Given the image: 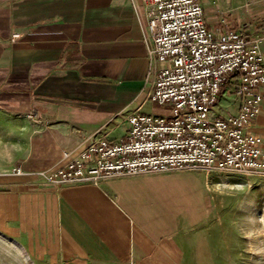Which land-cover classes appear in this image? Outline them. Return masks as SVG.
<instances>
[{
    "label": "crops",
    "instance_id": "crops-1",
    "mask_svg": "<svg viewBox=\"0 0 264 264\" xmlns=\"http://www.w3.org/2000/svg\"><path fill=\"white\" fill-rule=\"evenodd\" d=\"M202 4L209 28L225 14L264 55V0ZM153 47L143 0H0V233L32 264H186L208 220L198 182L181 204L177 171L98 184L38 176L93 139L125 138L130 114L164 113L148 97ZM239 106L223 89L213 113ZM251 129L264 136V106Z\"/></svg>",
    "mask_w": 264,
    "mask_h": 264
},
{
    "label": "built area",
    "instance_id": "built-area-1",
    "mask_svg": "<svg viewBox=\"0 0 264 264\" xmlns=\"http://www.w3.org/2000/svg\"><path fill=\"white\" fill-rule=\"evenodd\" d=\"M143 3L156 75L148 97L164 113H132L125 138L93 139L38 176L59 185L189 168L264 172V136L251 129L264 106L260 40L230 28L224 17L220 28H209L202 0ZM224 88L240 101L235 114L213 113Z\"/></svg>",
    "mask_w": 264,
    "mask_h": 264
},
{
    "label": "rangeland",
    "instance_id": "rangeland-1",
    "mask_svg": "<svg viewBox=\"0 0 264 264\" xmlns=\"http://www.w3.org/2000/svg\"><path fill=\"white\" fill-rule=\"evenodd\" d=\"M176 173L180 203L191 198L198 182L202 211L208 214L205 226L196 232L199 239L186 247L184 262L264 264V172L206 167ZM199 212L196 218L202 216ZM7 237L0 233V264H32L21 246Z\"/></svg>",
    "mask_w": 264,
    "mask_h": 264
},
{
    "label": "bare ground",
    "instance_id": "bare-ground-1",
    "mask_svg": "<svg viewBox=\"0 0 264 264\" xmlns=\"http://www.w3.org/2000/svg\"><path fill=\"white\" fill-rule=\"evenodd\" d=\"M8 238V237H7Z\"/></svg>",
    "mask_w": 264,
    "mask_h": 264
}]
</instances>
